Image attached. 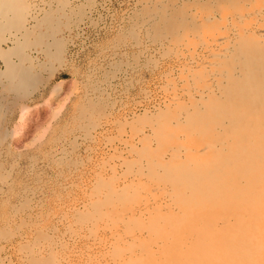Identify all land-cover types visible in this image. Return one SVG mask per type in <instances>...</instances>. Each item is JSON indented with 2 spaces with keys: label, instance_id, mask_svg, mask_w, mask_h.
<instances>
[{
  "label": "rangeland",
  "instance_id": "rangeland-1",
  "mask_svg": "<svg viewBox=\"0 0 264 264\" xmlns=\"http://www.w3.org/2000/svg\"><path fill=\"white\" fill-rule=\"evenodd\" d=\"M25 1L30 34L20 35V50L9 56L16 64L31 67L38 81L28 91L10 88L9 74L0 77V264H30L33 255L42 264H136L139 260L130 253L119 258L122 241L111 236V225L124 233L127 229L118 217L122 212L138 214L141 207L158 210L156 188L171 185L163 166H170V154L179 146L185 158L189 146L188 123L173 118L166 127V120L176 108V116L185 117L184 111L178 115L177 104L192 105L199 98L195 86L216 85L214 78L198 82L197 77L211 69L214 53L203 46L201 32L179 24L172 33L163 27L160 39L155 37L154 18L159 20L161 15L153 8L170 9L173 2L180 6L181 0ZM262 1L254 6L246 1L238 11L245 17L239 16L238 24L255 22L249 10L264 6ZM211 3L187 2L189 17L200 22ZM219 29L207 35L209 42L224 31ZM16 33V29L0 30V51L15 45ZM39 33L45 34L47 42L54 34L65 40L63 62L46 54L56 51L55 46L48 50L44 42L34 43ZM179 35L183 40L175 38ZM27 40L34 44L28 45ZM190 47L197 48L198 56L192 57ZM24 53L28 58L22 60ZM5 70L0 52V71ZM190 87L196 96L186 99ZM101 192L104 198L98 197ZM103 199L110 200L113 209L118 207L117 216H111L117 219L109 217L112 204H104ZM139 201L151 202L149 207H139L143 204ZM28 248L34 251L28 253L32 251Z\"/></svg>",
  "mask_w": 264,
  "mask_h": 264
},
{
  "label": "bare ground",
  "instance_id": "bare-ground-1",
  "mask_svg": "<svg viewBox=\"0 0 264 264\" xmlns=\"http://www.w3.org/2000/svg\"><path fill=\"white\" fill-rule=\"evenodd\" d=\"M189 1L191 0H181L178 4L181 7L173 2L170 9L153 8L152 11L157 16L159 13L161 15L159 20V17L154 18L155 37L162 36L163 27L166 31L174 32L178 24L188 31L201 32L205 37L203 46H209L208 48L214 53L215 61L212 62L210 70L206 67L207 70L200 72L197 76L198 82H208L210 78H214L217 80L214 83L216 85L211 88L208 86L209 89H202L204 86L201 89L200 86H195L193 89L198 93L199 98H196L197 100L192 105L177 104L180 105L178 115L184 111L185 117L176 116L179 111L176 108L175 114L166 120V127H169L173 118L176 121L185 120L188 123L189 146L185 147V158L181 157L180 151L183 152V150L178 149L181 148L179 146L177 152L170 154L172 155L170 166H163L167 169L164 177L170 181L171 185L156 188L159 194L156 200L161 202L158 204L156 201L159 205L158 210L154 206L155 212H148L149 208L143 209L144 207H136L140 212L139 215L135 214L134 209V213L122 212L118 216L121 218V223L118 222L122 224V227L125 226L127 232H118L120 229L114 227L112 223L110 231L113 234L109 233L112 234L111 236L115 235L114 239L117 242L122 241V253L119 258L124 259L130 253L139 260L136 264H264V23H262L264 6L249 10L255 22L244 27L238 24L237 20L239 16L241 18L245 15L238 14V11L244 9L242 5L246 1L254 6V2L260 0H210L212 2L210 11L202 17L200 22L189 17V12L187 13V2ZM27 9L25 0H0V30L16 29L19 31L14 35L15 45L0 51L6 61V70L0 71V77L2 74H9L11 78L9 86L14 89H26L38 81L37 78H33L31 67L23 63L16 64L9 56L11 52L16 53L20 50L21 46L18 45L20 35L27 37L30 34L25 24L27 15L30 14ZM230 17L235 21H232ZM190 19L193 22L189 21ZM229 19L232 22L231 27L226 25ZM220 21L225 22L220 25L218 24ZM214 28L224 29V31L222 30L219 35H214L212 41L209 42L207 35L213 33ZM135 32L132 31L133 37ZM54 35H52L53 38L51 36V41L47 42L44 41L45 34L39 33L34 43L44 42L48 50L51 46H55L56 51H47L46 54L63 62L65 40ZM135 37H138L137 34ZM175 38L181 41L184 36L179 35ZM28 41L26 42L28 45L34 44ZM196 49L193 47L189 50L193 58L200 53L198 51L196 53ZM21 57L24 60L28 58V55L24 53ZM191 87L186 99L188 96L192 99L196 96L193 94L194 91L191 92ZM27 90L29 91V88ZM185 90L188 91V89ZM171 97L173 98L172 95ZM152 140L155 139L152 138ZM157 167L155 170H159ZM102 192L98 194V197L101 194L104 195ZM107 202L103 203L107 204ZM109 202L108 204H112ZM149 203L140 204L139 207L141 205L149 207ZM109 207L114 208L113 204ZM105 208L106 214L108 207ZM115 208L113 211L112 209L107 211L110 216L104 215V217L107 219L108 216L110 218L115 216L118 207ZM86 218L89 217H83V219ZM29 261L32 262L30 264H42L39 257L34 255Z\"/></svg>",
  "mask_w": 264,
  "mask_h": 264
}]
</instances>
